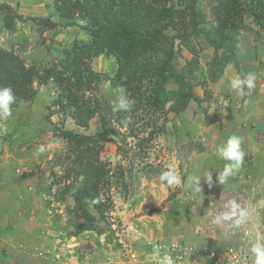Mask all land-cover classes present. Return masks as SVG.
Wrapping results in <instances>:
<instances>
[{"label":"trees","instance_id":"trees-1","mask_svg":"<svg viewBox=\"0 0 264 264\" xmlns=\"http://www.w3.org/2000/svg\"><path fill=\"white\" fill-rule=\"evenodd\" d=\"M198 1L190 0L186 4L184 0H53L59 18L78 17L84 21V25L71 22L68 26L80 29L86 35L85 41L74 42L63 50V58L41 70L27 66L17 53L0 46V88L12 89L16 99L11 110L22 102L34 100L39 87L52 83L58 90L52 105L58 107L60 115L66 113L83 130L97 118L99 131L91 135L57 129L50 121V113L43 116L44 125L52 127V135L67 148L64 161L69 166L63 178L71 181L55 193V201L60 204H66L67 198L71 201L72 207L67 211L72 230L67 233L68 237L92 232L105 236L109 242L113 236L107 224V217L113 211L112 174L110 163L100 158L104 144L113 142L118 135L112 123L126 124L130 136H136L135 128L141 132L148 129L146 141H149L165 132L166 124L172 120L169 112L179 116L189 103L209 101L204 84L193 75L197 58L193 56L182 70L177 68L182 48H190L196 38L204 39L213 50V59L208 64L212 72L207 76L214 84L229 65L240 72L238 31L248 30L242 16L249 18L259 33H264V0H218L210 10L215 24L212 30L207 29V19L197 8ZM0 11L7 31H14L16 19L25 20L9 5L1 4ZM28 21L49 30L57 26L46 18ZM259 33L255 32L256 39ZM101 56L114 60L116 68L110 86L122 89L134 101L131 111L114 112L109 104L100 102L92 94L101 77L92 70L91 62ZM169 84L175 88L168 89ZM196 86L204 87L202 98L195 95ZM201 111L207 116L206 109ZM19 119L14 122L19 123ZM13 125L16 128L17 124ZM12 138L0 140V145L14 144L17 137ZM0 264L6 263L0 258Z\"/></svg>","mask_w":264,"mask_h":264},{"label":"crops","instance_id":"crops-1","mask_svg":"<svg viewBox=\"0 0 264 264\" xmlns=\"http://www.w3.org/2000/svg\"><path fill=\"white\" fill-rule=\"evenodd\" d=\"M15 1L23 3L25 0ZM212 1L215 3L217 0ZM1 4L13 6L11 0H0ZM21 5L23 6V4ZM19 9V15L25 14L22 8ZM3 16L4 14L0 13V46L6 50L15 49L11 47V43L19 34L22 36L23 33L20 30L18 33L5 30ZM20 24L15 23L14 28L17 29ZM247 35L245 34L244 37L246 40H239L237 45L241 58L247 56L248 60L246 62L242 58L239 67L244 77L249 73L255 75V87L245 88L246 95L236 99L235 95L237 94L229 87V82L236 74L229 65L223 76L213 86L216 88V95L218 93L225 95L223 97L226 98V102H224L226 105L231 100L230 106H218L219 103L212 105L208 109L207 115L212 116L214 120L208 126L199 125L204 122L202 113L195 114L194 121L189 116V112L182 116V122L186 127L181 128L185 131L184 134H189V130L192 132L194 122L199 123L200 128L198 141L202 142V145L198 151H194L188 157V175L183 182L184 189L190 190L191 196L196 194L194 197L197 198L199 218L193 221L194 224L190 220L184 221L185 229L182 227L176 242L172 241L171 227L163 221L155 225L152 222L144 226L136 224L146 234L152 230V236L156 235L154 241H158L159 246L178 243L185 247L182 261L178 264L212 263L213 261L209 259L206 251H214L220 255L228 247L241 249L244 246L247 247L249 243L255 242L256 232L264 234V33H259L257 42H254L253 37L247 38ZM54 39L59 40L58 38ZM247 39L251 40L247 43ZM30 40L32 39L30 38ZM44 55L45 52L40 47L33 48L32 44L24 53V57L29 56L31 62L42 59ZM46 86L39 87L34 100L24 103V106L30 105L31 109L36 110L35 112L25 113V110L22 109L23 105L12 109L11 116L14 115V117L10 116L12 120L19 119L22 114V117H28L26 128H23L20 122H15V125H19L16 128L6 126L0 128L1 141L10 136L17 137L12 145L7 143L0 145V258L6 264H57L54 257L58 259L60 256L61 238L59 235L62 230L55 225V220L51 218L53 212L50 207L52 204H48V201L51 200L50 193L53 190H49L51 184L49 173L46 172V167L49 168V166L46 165L57 152L59 148L57 143H63V141L51 142L49 128L43 129L45 126L43 122V116L46 113L45 104H47V98L50 100L53 95L52 93L51 95L39 93ZM231 93L235 96L234 99L226 97V94ZM196 96L202 98L198 93ZM192 107L193 105L190 103L188 110ZM53 117H50L52 123L55 122ZM0 125L4 126L2 122ZM175 127L174 125V129ZM65 129L81 132L80 129L71 127H65ZM165 132V136H169L167 125ZM233 135L242 140L241 150L245 153L244 162L239 171L230 177L227 183L221 184L217 177L229 162L217 155V148L224 145L227 139ZM32 141H38V144L32 146ZM40 145H51V147L37 156L36 150ZM208 172L212 175L211 184L206 181ZM194 176L200 178L198 185L201 189L200 192H195L190 184V178ZM161 183L165 185L164 182ZM151 188H153L154 195L150 192L151 195L148 196L152 206H157L166 200L168 189H163V186ZM218 199L227 200L224 204L220 203L225 208L222 211L224 214L231 215L233 202L240 206V210L247 211L248 216L245 222L236 223L239 219V210L228 220L220 221L218 218H214L210 221L207 215H217L218 208L212 204H215ZM207 204L212 205L209 210H206ZM170 207L171 203L168 202L167 206L162 211L156 212L155 215L165 216L170 221V216L173 214ZM201 215H203L202 218ZM250 230L254 235L246 237L245 233H249ZM69 239L75 240L74 237ZM247 252L246 254L251 257L250 252L248 250Z\"/></svg>","mask_w":264,"mask_h":264},{"label":"rangeland","instance_id":"rangeland-1","mask_svg":"<svg viewBox=\"0 0 264 264\" xmlns=\"http://www.w3.org/2000/svg\"><path fill=\"white\" fill-rule=\"evenodd\" d=\"M189 1L190 0H184L186 4L189 3ZM11 2L13 5L12 9L17 14L18 11H20L19 8H22L23 11H25V14H20V17L25 19L24 21L21 22L18 19L15 20V23H24V25L20 24L17 29L14 28V32L18 33V30H20L23 35L21 36L19 34L17 36L15 34L17 37L11 43V47L15 49L11 50L17 53L27 66H34L35 68L41 70L49 64L55 62L57 63L62 57L64 49H69L76 41H85L87 39L86 35L81 32L80 29L74 26H68L71 22L78 26L84 25V21L78 17H75L74 20L59 18L54 8L53 0H25L23 3H17V1L11 0ZM217 2L218 0L215 3L212 0H199L197 3V8L207 19L208 30H212L215 26L214 22L211 21L212 13L210 10L217 4ZM21 4H23V6ZM0 13L3 14L2 11H0ZM42 15L46 16L43 17ZM30 18L52 19L51 21H55L54 23L57 24L56 29L49 30L47 28H40L35 23L28 21ZM242 23L248 30L241 28L238 31L239 40H246L244 37L245 34H248L246 36L247 38L249 36L253 37L254 39H251H253L254 42H257L254 34L255 32L259 33V29L245 15L242 16ZM56 31L58 33H55ZM30 38L32 40H30ZM54 38H58L59 40H55ZM251 39H247L248 41L246 42L248 43ZM31 44L33 48L37 49L40 47L45 52L42 59H37L36 61L32 60L31 62L29 56L24 57V53H26ZM238 54L239 65L241 64L242 58H244L246 62L248 61L246 59L247 56L241 58L240 53ZM193 56L197 58V67L193 70V75L196 76L198 81L204 84L205 90L208 92L207 96L209 97V101L202 104H195L191 102L193 107L189 108V110L187 108L185 112L179 116H174L172 112H169L168 117H170V120L172 119L171 122L166 124L169 136H165L166 132L161 134L159 133L151 138V140L146 141L147 133L149 131L148 129L145 132H141V130L139 131L135 128L136 130L134 131V135L136 136H130V129L126 124L120 126L116 123H112V125L115 124L114 127L117 129L118 135L113 138V142H106L100 152L101 160L110 163V172L112 174L110 195L113 202V211L107 217V224L110 225L113 230L111 241L107 242L105 240V236H96L92 232H85L77 237H74L75 240H70V237L67 236L69 230H72V220L67 209L71 208L72 204L69 198H67L66 204L57 203L55 201V193L62 189V187L66 186L71 180H65L63 178L64 170L69 166V164L64 161V155L67 149L66 145L64 142L57 143L59 148L57 152L54 153L53 157L48 161V165H46L49 166V168L46 167V172L49 173L48 177L51 184V186H49V190H53L50 193V204H52L50 209L53 212L51 214V218L52 220H55V225L62 230V233L59 235L61 238V242L59 244V248L61 247L60 256L58 259L54 257L57 264H163L162 257L165 256V251L163 250L167 247H171L172 245L178 246V243H171L168 246H159V244H157L158 241H154L156 235L152 236V230L146 234L142 229L136 226V224L139 223L144 226L152 222V224L155 225L156 223L163 221V223L171 227L172 241L176 242L177 236L179 238V233L182 231V227L185 229L184 221L190 220V222L193 223V221L199 218L200 212H198L199 207L196 204L197 198L194 197L196 194H192L191 196V193L189 192L190 190L187 188L184 189L183 185L184 179L186 175H188V157H190L194 151H198L202 145V142L198 141L200 136L199 125L208 126L212 124V120H214L212 116H205V112L201 111L202 108L206 109V112L208 113V109L212 105L219 103L218 106H230L231 100H229L226 105L224 103L226 102V98L223 97L225 95L222 93H218V95H216V88L207 76L208 72H212L209 69L208 64L213 59V50L207 45L203 38L194 39L190 48H182L181 55L176 63L177 68L182 70L185 67L186 62L190 61ZM230 67H232V70L236 75L239 74L241 78H244L242 73L239 72V70L236 71L233 65ZM91 68L101 77V82H99L97 90L93 91L92 94L98 97L100 102L109 104L114 112H116V110H118L117 98L121 94L122 89H112L110 86V79L113 77L116 68L114 60L104 56L95 58L91 62ZM239 69L241 70V68ZM174 88L175 86L173 84H169L168 89ZM203 88V86H196L194 89L195 95L198 93L203 97ZM39 93L49 95H51V93L53 94L51 95L50 100L47 98V104H45V107L46 114L50 113V117L54 116L53 119L55 122L53 125H55L57 129L63 130L65 127L79 129L75 127L66 113L59 115L57 112L58 107L52 105V101L58 94V90L52 83H49L46 88H43L41 92L39 91ZM235 96H237L236 99H239L238 94ZM235 96L233 93L226 94V97H231L230 99H234ZM24 103L26 102L20 103L15 109H17L20 105H23L22 109L25 110V113H32L36 111L35 109H31L30 105L24 106ZM12 112L13 110L11 113ZM187 112H189V116L193 119V121L195 119V114L204 113V122L202 125L194 122L192 124L193 128L191 129L192 132L189 130V134L186 135L183 130L185 126L182 122V116L186 115ZM22 115H20L19 122L21 124L23 123L21 125L23 128H26L27 125L24 123L28 121V117L24 118ZM11 117H14V115ZM11 117L6 121H2L4 127L15 128L13 125L15 124V120H12ZM174 125L176 126L175 129H179H177L179 132L178 134L177 130L174 129ZM44 128H49L51 142H57L59 140L55 139L52 135L50 130L52 127L50 128L46 125ZM80 131L81 133L91 135L96 134L99 131L97 118L92 119L89 122L88 127L84 130L80 129ZM142 138L143 140L139 142ZM37 144L38 141H32V146ZM168 170L176 172V174L181 178L180 184L165 186L161 183L159 175L163 171ZM156 186H163V189H168V196L161 204L152 206L148 195H151V193L153 194V188L151 187ZM226 201V199H218L215 204H212L218 208V213L217 215H207L210 221L214 218H218L220 221L225 220L223 219L225 214L222 212L225 208L221 206L220 203L224 204ZM168 202L171 203L170 208H172L171 210L173 211V214L169 219L170 221H168L165 216L155 215L156 212L158 213L162 211V209L167 206ZM176 202L182 203L176 205L174 204ZM212 205L207 204L206 210H209ZM202 217L203 215H201V218ZM109 235L110 234L107 232L106 236ZM252 235L254 234L251 230L249 233H245L246 237H252ZM251 244L252 243H249L247 247L244 246L241 249L245 253H248L247 250L249 251ZM70 251L71 253H69Z\"/></svg>","mask_w":264,"mask_h":264},{"label":"clouds","instance_id":"clouds-1","mask_svg":"<svg viewBox=\"0 0 264 264\" xmlns=\"http://www.w3.org/2000/svg\"><path fill=\"white\" fill-rule=\"evenodd\" d=\"M255 80L256 77L252 73L247 74V76L244 78H241V76L237 74L229 82V87L236 94L243 97L246 95L245 88L252 89L255 87ZM15 99H16L15 95L13 94L11 88L9 87L0 88V122L6 121L11 116L12 114L11 105L15 102ZM133 105H134V101L128 99L127 95L124 94L123 90H121V94L117 98V108L119 110L129 112L132 110ZM3 127H4L3 125H0V128ZM4 130H6V128H4ZM241 144H242L241 138L233 135L227 139L224 145L217 148V155L221 159L229 162L224 166L222 171L219 172V175L217 177L219 183L221 184L227 183L228 179L234 176L241 168V165L243 164L245 157V153L241 150ZM49 147H51V145L48 146L40 145L36 150V155L39 156L40 154H43L48 150ZM159 180L161 182H164L165 186H173L181 183V178L173 170L163 171L159 175ZM206 181L209 184H211L212 175L210 172H208L206 176ZM199 182H200L199 177L194 176L190 178V184L195 192L201 191L200 187L198 186ZM238 210H239V219L236 221V223L241 224L245 222L248 213L245 210H240V206L237 205L235 202H233L231 215H235ZM231 215L225 214L223 216V219L228 220L231 218ZM177 247H179V249L184 254L186 248L182 247L179 244ZM249 252L251 255V257L250 256L249 257L253 259V264H264V234L260 232H256L255 242L251 244L249 248ZM165 260L162 261L165 264L179 263V261H172L171 257H165ZM180 261H182V258Z\"/></svg>","mask_w":264,"mask_h":264},{"label":"built area","instance_id":"built-area-1","mask_svg":"<svg viewBox=\"0 0 264 264\" xmlns=\"http://www.w3.org/2000/svg\"><path fill=\"white\" fill-rule=\"evenodd\" d=\"M165 257H171L172 261H179L182 258V251L176 245L167 247L164 249ZM209 259L213 262H207L206 264H253V259L245 254L242 250L228 247L222 254L218 255L214 251H206ZM166 261V260H165Z\"/></svg>","mask_w":264,"mask_h":264}]
</instances>
